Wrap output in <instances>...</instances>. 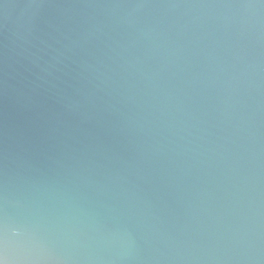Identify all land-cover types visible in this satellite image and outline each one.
<instances>
[{"label": "water", "instance_id": "1", "mask_svg": "<svg viewBox=\"0 0 264 264\" xmlns=\"http://www.w3.org/2000/svg\"><path fill=\"white\" fill-rule=\"evenodd\" d=\"M4 264H264V0H0Z\"/></svg>", "mask_w": 264, "mask_h": 264}, {"label": "snow or ice", "instance_id": "2", "mask_svg": "<svg viewBox=\"0 0 264 264\" xmlns=\"http://www.w3.org/2000/svg\"><path fill=\"white\" fill-rule=\"evenodd\" d=\"M2 262H3V261H2V260H0V264H2Z\"/></svg>", "mask_w": 264, "mask_h": 264}, {"label": "clouds", "instance_id": "3", "mask_svg": "<svg viewBox=\"0 0 264 264\" xmlns=\"http://www.w3.org/2000/svg\"><path fill=\"white\" fill-rule=\"evenodd\" d=\"M2 264H4V262H2Z\"/></svg>", "mask_w": 264, "mask_h": 264}]
</instances>
